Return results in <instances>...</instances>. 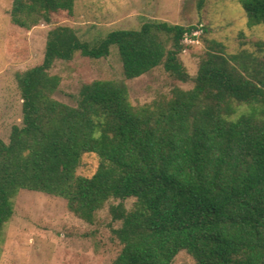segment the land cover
Returning a JSON list of instances; mask_svg holds the SVG:
<instances>
[{"label":"trees","instance_id":"16d2710c","mask_svg":"<svg viewBox=\"0 0 264 264\" xmlns=\"http://www.w3.org/2000/svg\"><path fill=\"white\" fill-rule=\"evenodd\" d=\"M240 3L250 24H264V0ZM74 5L12 0L10 19L30 30ZM198 29L208 30L154 19L94 41L69 25L49 30L42 63L15 75L22 125H13L8 141L0 138V255L14 198L29 189L64 198L89 223L118 200L109 206L121 222L112 228L121 245L112 264H172L182 250L199 264H264V40L229 53L205 37L193 76L180 54L185 34L197 38ZM112 45L125 79L163 65L193 87L134 105L125 79H95L82 85L76 105L55 97L58 60L107 57ZM87 152L100 157L90 177L77 173Z\"/></svg>","mask_w":264,"mask_h":264},{"label":"rangeland","instance_id":"374dc122","mask_svg":"<svg viewBox=\"0 0 264 264\" xmlns=\"http://www.w3.org/2000/svg\"><path fill=\"white\" fill-rule=\"evenodd\" d=\"M198 0H75L72 12L52 13L51 22L41 21L30 30L11 22L12 0H0V138L9 140L13 125H22V98L16 73L38 64L44 58L47 34L58 25L73 27L83 40L94 41L115 29H140L149 20L173 24L200 25L197 38L186 45L180 58L191 75H196L205 53L204 38L226 45L229 53L254 50V41L264 40V24H250L240 0H207L199 9ZM202 35V36H201ZM204 35V37H203ZM51 73L61 76L55 97L76 105L84 83L95 79H125L116 45L109 56L90 58L77 53L72 60H58ZM134 105L150 103L176 86L193 87L171 76L163 65L137 78L125 79ZM246 109L239 107V112ZM100 164L94 152L84 153L77 173L92 176ZM135 199L125 205L133 207ZM111 199L98 211L94 223L76 216L67 201L42 191L21 189L14 198V215L4 227L0 264H112L121 245L112 232L120 221H113ZM172 264H199L185 250Z\"/></svg>","mask_w":264,"mask_h":264},{"label":"built area","instance_id":"2783aa9c","mask_svg":"<svg viewBox=\"0 0 264 264\" xmlns=\"http://www.w3.org/2000/svg\"><path fill=\"white\" fill-rule=\"evenodd\" d=\"M200 30L201 29L196 30L193 34L197 35ZM194 40L195 39L193 38V36H191V34L186 33L184 36L183 42L187 45L189 42H192Z\"/></svg>","mask_w":264,"mask_h":264}]
</instances>
